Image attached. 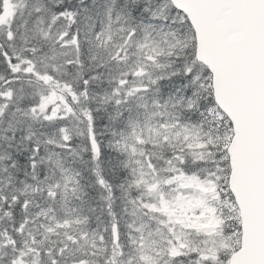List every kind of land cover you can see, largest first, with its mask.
<instances>
[{"label":"snow or ice","instance_id":"snow-or-ice-1","mask_svg":"<svg viewBox=\"0 0 264 264\" xmlns=\"http://www.w3.org/2000/svg\"><path fill=\"white\" fill-rule=\"evenodd\" d=\"M0 264H264V0H0Z\"/></svg>","mask_w":264,"mask_h":264}]
</instances>
